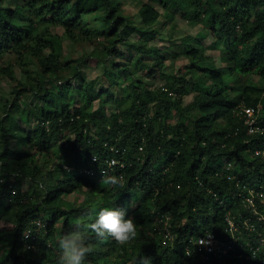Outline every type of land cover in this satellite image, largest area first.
Listing matches in <instances>:
<instances>
[{"label": "trees", "instance_id": "trees-1", "mask_svg": "<svg viewBox=\"0 0 264 264\" xmlns=\"http://www.w3.org/2000/svg\"><path fill=\"white\" fill-rule=\"evenodd\" d=\"M138 11L124 0L0 1V81L13 84L0 92V221L7 201L18 206L14 226L0 227V264H57L59 239L104 207L125 209L137 236L121 246L81 229L85 264H264V87L249 83L264 80V0H149ZM177 16L208 33L176 36ZM165 32L166 46L152 43ZM180 58L185 69L168 71ZM90 62L101 74L86 77ZM28 97L39 103L23 118ZM12 117L35 120L13 148ZM112 157L120 164L105 174L122 187L100 183ZM207 233L227 252L200 249Z\"/></svg>", "mask_w": 264, "mask_h": 264}, {"label": "rangeland", "instance_id": "rangeland-1", "mask_svg": "<svg viewBox=\"0 0 264 264\" xmlns=\"http://www.w3.org/2000/svg\"><path fill=\"white\" fill-rule=\"evenodd\" d=\"M3 4V6H15L16 4L21 3L23 0H0ZM142 1H149V0H124V3L126 4V8L129 9L135 16L136 19L139 18V6L141 4ZM155 5L157 6V8H159L160 11L162 12H166L167 10H172L174 11L176 9V6L173 4L171 5L168 9H164L162 7V5L157 4L155 2ZM191 17L187 16L185 17H181V16H177L176 17V24H177V32H176V36L181 37L183 35L186 34H191L193 36H195V38H201V35H205L208 33L207 29L203 28L201 25L198 24H194L190 21ZM164 20V19H162ZM165 25L168 26V24L166 23ZM168 33H163L161 35H159L154 42L152 43H157L160 45L166 46L168 44ZM212 41V38L210 36L206 37L204 39V42L206 45H210ZM124 48V47H123ZM221 48H223V46H221ZM87 52H89L91 50L90 47H88ZM83 51L82 47H78V51L77 53H81ZM208 53L212 54L213 57L215 58V62L218 66L223 65V62L220 58V53H219V49L216 50H209ZM185 62L186 60L183 58H180L176 61H168V65L167 66V70L168 71H172V72H177V70L179 69V67H182L185 69ZM103 65L102 64H95V63H87L86 66L84 65V72L86 77L88 78H93L95 76H98L99 74H101V72L103 71ZM18 76L20 75V70L19 68L16 69ZM251 79L249 80L250 84H260L262 87H264V80L260 79L257 76H253L250 77ZM162 83L161 80L159 79H155V84L160 85ZM13 87V84L11 83V81L6 80V79H1L0 81V92L4 91V92H8L11 90V88ZM2 93V92H1ZM195 94V90L192 91V95L187 96L185 98V103H188L192 100V96ZM39 103V100H36L34 98H30L28 97V99L25 101L24 104H22V110L19 111L18 115L22 116L23 118H25L26 116L28 117V115H32L33 112H35V107L36 105ZM22 114V115H21ZM9 124H7V126L10 128V137H11V142L9 143V146L11 148H13L15 146L16 143L19 142V138H20V132H19V128L20 126L29 128V127H33L35 124V120H32V122L30 123H26V122H22L20 119H16V117H12L10 119V121H8ZM1 147V145H0ZM99 175H97L96 179H100L101 177H98ZM23 190H25L27 192V195L30 196V198H33L34 200L39 199L40 194H39V190L35 187H33V189L29 190V187L31 185V181L29 179H24L23 181ZM69 199L72 201L73 200V195H69ZM33 200V201H34ZM7 208L6 210L2 211V215H1V221H0V227H12L14 226L15 222H16V212L18 209L17 206V201L15 199L9 200L7 201ZM136 205V203H134Z\"/></svg>", "mask_w": 264, "mask_h": 264}, {"label": "clouds", "instance_id": "clouds-1", "mask_svg": "<svg viewBox=\"0 0 264 264\" xmlns=\"http://www.w3.org/2000/svg\"><path fill=\"white\" fill-rule=\"evenodd\" d=\"M101 184L107 186L122 185V178L115 175L101 173ZM81 229H90L95 233L98 240H104L109 237L114 239L117 244L123 246L137 236V227L132 217L128 216L125 209L104 207L100 209L95 216L94 222L76 224L75 230L64 234L59 239V248L61 250L57 264H85L87 256L91 253V247L85 242ZM24 238H28L30 233H23ZM209 239H199L197 244L207 245ZM192 252H186L185 255L191 256ZM143 264H150L149 258L143 259Z\"/></svg>", "mask_w": 264, "mask_h": 264}, {"label": "built area", "instance_id": "built-area-1", "mask_svg": "<svg viewBox=\"0 0 264 264\" xmlns=\"http://www.w3.org/2000/svg\"><path fill=\"white\" fill-rule=\"evenodd\" d=\"M256 110L254 107L251 106H246L244 107V114L246 115V123L249 126V131L250 132H254L255 130H259L260 128L258 126H256ZM118 151V150H117ZM96 157H93V160H95ZM120 164L119 160L116 159L115 157L110 158L109 163H108V168L102 170L103 173H107V171H110L111 169H113L115 167V165ZM248 200H251L249 197H247ZM207 235H211V240L210 243L207 245H200L197 244V246H199L200 249L204 248L205 250L209 251V252H218V253H225L227 252V246L224 242L220 241L219 239L216 238V236L212 233H207V234H203L201 236L198 237L196 243H198L199 239H209V237ZM187 252H191L190 249L187 250Z\"/></svg>", "mask_w": 264, "mask_h": 264}]
</instances>
